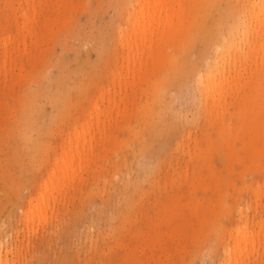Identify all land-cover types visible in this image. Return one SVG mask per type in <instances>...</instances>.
<instances>
[{
    "label": "rangeland",
    "instance_id": "374dc122",
    "mask_svg": "<svg viewBox=\"0 0 264 264\" xmlns=\"http://www.w3.org/2000/svg\"><path fill=\"white\" fill-rule=\"evenodd\" d=\"M3 238L1 264H264V0H0Z\"/></svg>",
    "mask_w": 264,
    "mask_h": 264
},
{
    "label": "bare ground",
    "instance_id": "6f19581e",
    "mask_svg": "<svg viewBox=\"0 0 264 264\" xmlns=\"http://www.w3.org/2000/svg\"><path fill=\"white\" fill-rule=\"evenodd\" d=\"M139 1L144 6L148 4V8L152 7V10H154V11H156V7L161 8L163 6V3H164V0H153L154 1L153 5H151L150 3L152 0H144V1L139 0ZM149 15L151 16L152 14H149ZM149 15H148V13H145V11H143V8L138 13H136L134 15L135 23L132 27H133V29L136 28V30L138 28H140V32L139 33L134 32L133 33L134 37H130L128 40V43L131 42L132 40H136L138 35L141 36V39H144L146 37L145 35H146L147 31L145 30V28L142 29V24H143V19L148 18ZM217 48H220V46H218ZM219 56L221 57L222 54L220 53ZM207 133H210V132H207ZM77 155L80 156V151L77 152ZM74 158H75V155L72 154L71 149H70L69 151H66L65 153H63L61 158L56 160V167H55L54 176L52 177V179L49 182H47L45 184V191H44L43 195L39 199H37V204L34 208L26 210V213H28V217L30 219L33 220L34 212H36L40 209L42 201L45 200L47 202L49 190L53 189L52 185L55 182H59V179L56 178V176H55L57 171L59 170L58 164H60V162H63V169L60 171V173H66L68 171L69 165L72 163ZM253 236H254L253 233H248L246 230H238V233L235 237V243H236L235 244V253H238V251H240V250H241V252L246 250L248 240L249 239L253 240ZM3 239L0 241V264L3 262V257L7 255L4 252H8V250H7L8 245H5L6 240L5 239L3 240Z\"/></svg>",
    "mask_w": 264,
    "mask_h": 264
}]
</instances>
